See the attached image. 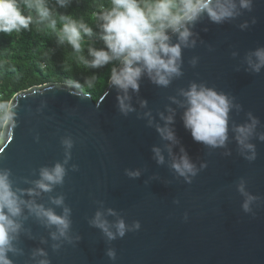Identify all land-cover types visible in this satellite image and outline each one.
Returning <instances> with one entry per match:
<instances>
[{"label": "water", "instance_id": "95a60500", "mask_svg": "<svg viewBox=\"0 0 264 264\" xmlns=\"http://www.w3.org/2000/svg\"><path fill=\"white\" fill-rule=\"evenodd\" d=\"M236 3L232 18L215 23L203 14L188 25L192 35L190 46L181 47L180 74L167 86L143 74L138 91L127 92L132 111H121L118 97L125 93L111 81L97 101L65 84L35 86L11 99L0 171L9 173L12 190L25 202L15 218L20 227L12 240L16 251L8 253L12 264H264V67L256 72L249 64L264 49V0H252L250 9ZM193 84L230 101L223 146L197 142L185 128L182 93ZM253 119L246 143L255 155L248 159L253 150L239 144L236 128ZM158 127L171 129L175 142L162 138ZM183 155L195 175L181 176L172 167ZM57 163L65 168L63 182L50 191L36 188L41 169ZM249 196L254 199L245 211ZM29 203L57 215L69 209L67 238L54 240L56 226ZM97 212L113 232L123 220L125 235L109 239L92 224Z\"/></svg>", "mask_w": 264, "mask_h": 264}, {"label": "clouds", "instance_id": "9594fccd", "mask_svg": "<svg viewBox=\"0 0 264 264\" xmlns=\"http://www.w3.org/2000/svg\"><path fill=\"white\" fill-rule=\"evenodd\" d=\"M70 2L71 0H57L61 8L67 7ZM251 3L252 0H239V7L250 9ZM98 7L100 10L94 12L93 16L99 21L98 28L104 47L96 48L89 44L87 54L91 59L83 55L78 58L85 67L91 68L102 67L111 61L120 63L119 69L112 68L110 81L125 93L118 97L119 107L124 113L132 111L131 106L126 103L129 100L127 92L129 89L138 91L139 80L143 74H147L154 83L161 86H167L174 75L180 74L181 47L190 46L189 38L192 35L188 25L203 14L215 23L237 14L236 0H110L107 6L102 4ZM31 25L38 28L44 25L55 34L59 43L66 42L77 54L83 51L84 37L93 35V28L82 18L76 19L71 15L57 13L47 0H0V33H20L28 30ZM169 33L177 36L178 43L171 42ZM253 55L256 62L249 59V64L254 71L259 72L264 67V49H257ZM182 94L187 105L183 116L184 125L190 130L193 139L212 147L223 146L227 139L228 113L231 107L226 95L195 84ZM2 107L3 119L7 121L9 105L5 102ZM162 119L167 123L172 122L171 116H162ZM255 124L256 120L253 119L251 124L236 128L239 144L253 150V155L248 159H253L255 155L254 146L246 143ZM157 131L162 138L175 142V135L168 127H158ZM64 143L71 147L70 141ZM153 151L158 162L163 163L164 157L160 150L154 148ZM172 167L181 176L195 175V167L187 155L174 161ZM129 175L138 176L139 173L132 172ZM64 176L65 168L60 163L51 169L42 168L36 188L50 191L53 185L63 182ZM240 191L243 193V185L240 186ZM252 199L254 198L249 196L248 201L243 204L245 211L249 210V201ZM54 203L60 205L63 199H55ZM23 204L25 202L12 190L9 173L0 171V264H12L8 253L16 251L12 240L20 225L15 218L21 215ZM26 206L36 216L44 218L49 225L56 226L59 236L52 233L54 240L59 237L67 238L70 227L69 209L65 208L63 215H57L52 209H44L35 204L29 203ZM109 213L115 215L112 210ZM92 224L100 228L109 239H114L116 235H125L126 226L123 220L116 222V231L113 232L100 212L96 213ZM108 255L114 257V252L109 251ZM40 264H48V261L42 260Z\"/></svg>", "mask_w": 264, "mask_h": 264}, {"label": "trees", "instance_id": "16d2710c", "mask_svg": "<svg viewBox=\"0 0 264 264\" xmlns=\"http://www.w3.org/2000/svg\"><path fill=\"white\" fill-rule=\"evenodd\" d=\"M57 13L83 19L93 28V35L84 37V47L80 54L75 53L66 42L61 44L50 29L31 25L28 30L12 34L0 33V96L1 104H9L19 92L45 84H65L78 92L89 95L93 101L104 93L110 82L111 70L118 68V61L99 68L85 67L79 55L91 59L87 54L90 44L104 47L100 38L99 21L93 16L99 5L107 6L110 0H71L61 8L57 0H47ZM27 14V10H25ZM4 116V114H3ZM0 117V135L5 120Z\"/></svg>", "mask_w": 264, "mask_h": 264}, {"label": "built area", "instance_id": "2783aa9c", "mask_svg": "<svg viewBox=\"0 0 264 264\" xmlns=\"http://www.w3.org/2000/svg\"><path fill=\"white\" fill-rule=\"evenodd\" d=\"M3 114H4V108L2 107L1 96H0V117L3 116Z\"/></svg>", "mask_w": 264, "mask_h": 264}]
</instances>
